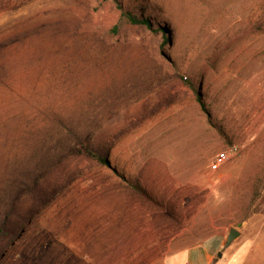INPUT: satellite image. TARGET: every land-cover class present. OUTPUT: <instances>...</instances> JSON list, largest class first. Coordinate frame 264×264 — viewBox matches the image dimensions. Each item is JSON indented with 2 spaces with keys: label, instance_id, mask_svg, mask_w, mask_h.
Here are the masks:
<instances>
[{
  "label": "rangeland",
  "instance_id": "rangeland-1",
  "mask_svg": "<svg viewBox=\"0 0 264 264\" xmlns=\"http://www.w3.org/2000/svg\"><path fill=\"white\" fill-rule=\"evenodd\" d=\"M198 246L264 264V0H0V264Z\"/></svg>",
  "mask_w": 264,
  "mask_h": 264
},
{
  "label": "crops",
  "instance_id": "crops-1",
  "mask_svg": "<svg viewBox=\"0 0 264 264\" xmlns=\"http://www.w3.org/2000/svg\"><path fill=\"white\" fill-rule=\"evenodd\" d=\"M148 264H157L156 262ZM164 264H230L213 259V255L205 247L198 246L194 249L175 253L168 257Z\"/></svg>",
  "mask_w": 264,
  "mask_h": 264
},
{
  "label": "trees",
  "instance_id": "trees-1",
  "mask_svg": "<svg viewBox=\"0 0 264 264\" xmlns=\"http://www.w3.org/2000/svg\"><path fill=\"white\" fill-rule=\"evenodd\" d=\"M119 8L121 10V13H120L119 22L115 25L116 29L119 28L122 24L147 25L150 28L153 27L151 19L145 16L143 13L133 10L129 7L123 6V4H119ZM190 86L195 91L197 90L195 83L192 82ZM198 100L203 105V100L200 94H198ZM87 152L93 158L97 159L101 163H109V161L105 157L101 156L99 153H94L93 151H90V150H88Z\"/></svg>",
  "mask_w": 264,
  "mask_h": 264
},
{
  "label": "water",
  "instance_id": "water-1",
  "mask_svg": "<svg viewBox=\"0 0 264 264\" xmlns=\"http://www.w3.org/2000/svg\"><path fill=\"white\" fill-rule=\"evenodd\" d=\"M241 231L236 227H230L228 234L226 236L225 242H224V249L227 248L229 245H231L235 240H237L241 236ZM223 251H219L218 255L222 256Z\"/></svg>",
  "mask_w": 264,
  "mask_h": 264
},
{
  "label": "built area",
  "instance_id": "built-area-1",
  "mask_svg": "<svg viewBox=\"0 0 264 264\" xmlns=\"http://www.w3.org/2000/svg\"><path fill=\"white\" fill-rule=\"evenodd\" d=\"M226 152H221L219 155H218V160L219 161H222L226 158Z\"/></svg>",
  "mask_w": 264,
  "mask_h": 264
}]
</instances>
